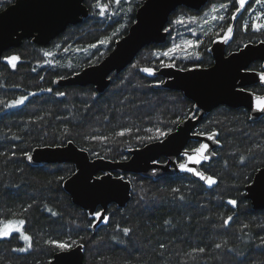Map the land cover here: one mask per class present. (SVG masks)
I'll return each instance as SVG.
<instances>
[{"label": "trees", "instance_id": "16d2710c", "mask_svg": "<svg viewBox=\"0 0 264 264\" xmlns=\"http://www.w3.org/2000/svg\"><path fill=\"white\" fill-rule=\"evenodd\" d=\"M142 2L121 0V5H116L113 0H101L110 5L108 15L101 17L99 10L93 7L96 0H85L87 17L78 24L67 26L47 46L23 40L20 46L3 52L0 100L8 102L29 92L37 95L16 108L5 109L0 104V153L5 154L0 155V219H25L27 234L33 237V246L27 252L11 251L27 247L15 234L11 240H0V264H46L55 252L60 251L46 243L49 239L66 243L75 241L73 246L83 245V264H264V251L259 240L264 236V227H261L264 226V209H253L244 197L245 187L255 172L264 166V115L253 121L243 108L219 106L210 111L195 132H219L216 156L202 167L207 174L216 177L218 183L209 187L186 175L158 179L124 175L131 183L130 199L122 208L115 204L107 207L104 214L109 218L107 223L94 220L87 211L74 205L63 189L64 180L75 170L73 164L32 166L26 162L24 150L31 152L53 141L60 143L65 128L70 131L68 138L73 144L86 151L91 159H128L130 150L156 141L145 139L155 137L156 129L167 131L171 128L173 131L178 124L171 122L177 116L186 119L194 112L193 103L182 92L162 87L161 76L141 71L145 67H151L155 72L160 69L163 58L158 54L171 42L185 38L202 42L193 48L192 55L175 59L176 68L188 69L208 67L213 63L209 48L223 37L221 28L226 29L229 23L233 25L234 33L225 43L227 53L247 43L264 40V34L251 28L244 31L242 27L245 22L251 25L255 15L263 9L254 0L251 8L239 13L235 21L231 19L232 0H208L199 11L180 6L168 18L166 28L170 32L165 43L150 44L141 49L129 66L110 75L109 85L103 92L98 93L92 85L54 87L55 79L98 63L127 32ZM8 4L9 0H0V9ZM221 4H228V9H219ZM213 5L219 9L216 16H224L225 20H212L200 28L202 16ZM128 8L132 11L128 12ZM191 16H196L198 22L172 23L179 17L187 21ZM121 24L125 27L109 44L83 51L89 44L111 36ZM77 48L81 51H76ZM45 52L53 55L45 56ZM196 52L200 53L199 58ZM12 55L21 58L15 70L4 60ZM46 60H51L52 64H46ZM259 66V62H254L249 68L257 70ZM47 88H52L53 92L40 91ZM249 90L264 93V88L259 85ZM56 92L66 95L59 97ZM37 117H43V120H37ZM123 128L131 131L112 139L113 134ZM100 135L108 136L109 140L91 139ZM196 146L197 141H189V148ZM61 176L63 181L58 179ZM173 188L181 191L174 193ZM180 195L185 197L183 201L178 198ZM230 199H236L239 206L229 205ZM28 205L32 207L26 213L22 212ZM48 209L58 215H51ZM229 215L234 219L224 228L223 219ZM90 222L92 227L88 226ZM245 224L249 227L243 228ZM124 227L132 229L129 236L120 231ZM223 241H227V249L232 250L230 253L227 249L214 248L215 243ZM161 242L167 246L162 256L158 247ZM198 247L206 248V253L195 259L185 255Z\"/></svg>", "mask_w": 264, "mask_h": 264}, {"label": "water", "instance_id": "95a60500", "mask_svg": "<svg viewBox=\"0 0 264 264\" xmlns=\"http://www.w3.org/2000/svg\"><path fill=\"white\" fill-rule=\"evenodd\" d=\"M85 0H14L0 11L5 22L0 24V59L4 51L20 46L23 40H31L40 46H47L61 34L67 26L80 23L88 15ZM208 0H143L135 11L134 21L127 32L117 39L113 48L96 64L88 65L80 71L55 79L54 87L92 85L101 93L109 85V77L129 66L136 55L144 47L164 44L167 33L164 32L170 14L183 6L199 11ZM150 3L148 13L144 7ZM144 17V23L140 20ZM248 45L247 48L244 46ZM236 51L227 53L226 44L215 40L209 52L213 63L208 67H192L181 71L176 67H161L155 75L162 77L161 86L170 90L180 91L193 105L195 118L189 115L182 124H178L171 133L161 140L129 151V157L122 161L103 158L91 159L86 151L75 144L64 147H36L30 153L33 160L29 165L70 163L74 172L63 182V189L69 194L72 203L91 215L98 209L105 214L110 204L122 208L130 199L131 183L124 175H139L143 178L158 179L163 176H190L200 181L191 173L179 170L178 164L184 162L182 152L188 142L195 139L209 145L210 152L218 147L214 140H208L207 134L197 136L194 130L204 117L219 106L243 108L250 114V119L258 120L260 114L252 108V93L247 87L264 86L259 80V71L249 69L253 62H261L264 66V44L247 43ZM243 53V55H241ZM231 54V55H230ZM247 64L248 71L242 67ZM236 90L241 86L245 92L231 95V86ZM210 87V90H209ZM257 95V94H254ZM264 95V94H263ZM227 101L219 104L217 101ZM160 158L164 161L160 162ZM180 158V160H179ZM215 156L201 166L209 164ZM179 160V161H178ZM155 161V163H154ZM202 171V170H201ZM110 173V175H108ZM97 177L103 178V184L94 194L88 193V185L101 184ZM203 182V181H200ZM245 198L255 210L264 209V166L259 168L245 187ZM83 264V251L80 245L73 246L69 252H55L46 264Z\"/></svg>", "mask_w": 264, "mask_h": 264}, {"label": "snow or ice", "instance_id": "6c2138e0", "mask_svg": "<svg viewBox=\"0 0 264 264\" xmlns=\"http://www.w3.org/2000/svg\"><path fill=\"white\" fill-rule=\"evenodd\" d=\"M113 2L116 5H121V0H113ZM251 2H252V0H232V6L234 8V11L232 12L231 19L233 21H235L238 19L239 13H241L243 11H248L251 8ZM254 2L257 5L264 6V0H254ZM9 3H11V0H9ZM109 6L110 5L108 3H101V0H96V3L93 5L94 8L99 10L98 14L101 17H106L108 15ZM150 8H151V5H150V3H148L144 7V12L148 13ZM219 9L227 10L228 4H221L219 6ZM219 9L215 5H213L211 11L215 13V12H218ZM0 10H2V9H0ZM127 11L131 12L132 9L128 8ZM207 16H209V13H207V12L204 13V17H207ZM211 19L223 21V20H225V17L213 15L211 17ZM4 22H5V18L0 17V24H3ZM197 22H198V18L196 16H191V17L187 18V21L185 20L184 17H179V18L175 19L172 23L184 25L185 23L192 24V23H197ZM204 22L207 23L208 21L205 19ZM140 23L141 24L144 23V17L141 18ZM124 27H125V25L121 24L119 26V28H117L112 33L111 36H104L102 39H99L97 43L89 44L87 46V48L83 49V51L87 52L89 49L97 48L98 45L109 44L111 42L112 38L114 36H116L117 33L120 32V30L123 29ZM242 27H243L244 31H248L249 28H251V30L254 32L264 34V11H260L255 15L254 19L252 20L251 25H249L247 22H245L242 25ZM221 31L224 33L223 37L221 38L222 42L228 43V41L232 39V36L234 33L233 25L231 23H229L227 25V28L224 29L222 27ZM164 32L168 33V32H170V29L164 28ZM201 43L202 42L199 40H197V41L182 40L180 43H173L170 47H167L166 50H164L158 54V57L167 58L170 61L169 63H164L162 61L161 66L162 67H169V68L176 67L175 59L177 58L178 53L184 52V53H186V55H192V53L188 52V49L190 47H193V48L199 47V45ZM260 43L264 44V40H261ZM57 47H59V45H57ZM244 47L247 48L248 45H245ZM65 51H68V49H65ZM76 51H81V49L77 48ZM44 55L45 56H52L53 53L45 52ZM195 55L197 58H199L200 53L196 52ZM241 55H243V53H241ZM4 60H5L7 66H10L11 69L15 70L17 68L18 63L20 62L21 58L18 55H12V56L4 57ZM45 63L51 65L52 61L46 60ZM56 63L59 64V61H57ZM89 63H91V61H89ZM69 66L71 67V65H69ZM242 67L245 69V71H248L247 64L242 65ZM180 70L181 71H188V69H186V68H181ZM33 71H35V69H33ZM141 71H143L144 73H147L148 75H155V70L151 67H145V68L141 69ZM64 78L65 77H59L58 79H64ZM40 79L43 80L44 77L41 76ZM259 80L261 83H264V71L259 73ZM53 82L56 83V82H58V80L53 81ZM160 83H164V81H160ZM209 90H210V87H209ZM245 90L246 89L244 86H241L238 90H236L235 85H232L231 86V95L238 96V95L244 93ZM40 91L41 92L47 91L48 93H52L53 89L52 88L40 89ZM36 95H37L36 92H29L26 95H21V96L15 98V99H12L8 102L0 100V104H2L5 109L16 108V107H19L21 105H24L25 102L29 100V97L36 96ZM55 95L59 96V97H63L66 95V93L56 92ZM95 95L96 94L93 93V96H95ZM217 103L223 104V103H227V101L221 100V101H217ZM192 107H193V109H198V105H193ZM252 108L254 109V111H256L260 114H264V95L252 94ZM191 118L192 119L195 118L194 113H193ZM105 119H107V117H105ZM37 120H43V117H37ZM183 122H184L183 117L177 116V118L175 120H173L171 123L182 124ZM130 131H131V129H129V128H123L120 131L115 132L113 134L112 139H115V137H123L126 134V132H130ZM149 131H152V130L149 129ZM171 131H172L171 128H169L167 131H163L161 129H156V132L158 134L155 137L148 136L145 139H147L149 141L161 140V138H166L171 133ZM61 135H62L63 139H61L60 143H55V141H53L52 144H48L46 146H48V147L55 146V147L59 148V147H64L65 145H71L73 143V140L68 138L71 134L67 128L64 129V131ZM194 135L201 136V135H205V133H194ZM218 136H219V132H211V133L207 134V139L208 140H214L216 143H219ZM15 138H17V137H14V139ZM91 139L98 140V141H108L109 137L100 135V136H92ZM0 155H5V154L0 153ZM11 155L14 157L16 155L15 151H13L11 153ZM23 155L27 158V160H29V161L33 160V156L31 155V153L29 151L24 150ZM182 156L185 159H184V162H181L178 164L179 170H181L183 172L191 173L193 176L198 177V179L200 181H203L209 187H212L218 183V179L216 177H214L213 175H209L205 171H201L199 167H196V165H202L205 162H209L214 156H216L215 152H210L208 144L199 143V145L197 147H194L191 149H185L182 152ZM123 159L126 160L127 157H124ZM240 160H241V162H243L244 157L241 156ZM154 163H155V161H154ZM73 175H75V173H73ZM108 175H110V173ZM58 179L60 181H63L64 177L61 176ZM96 179L99 180L101 182V184L88 185V193L87 194H89V195L94 194L96 189L101 187V185L103 184V178L102 177H97ZM180 191H181L180 188H173L172 189V192H174V193H179ZM178 198L181 201H183L185 199V197L183 195H180ZM141 199H143V197H141ZM227 203L229 205L233 206V208H236L239 206V202L236 199H230L227 201ZM31 207H32V205H28L27 208L22 209V212L26 213ZM48 211L53 216L58 215V213L52 212L51 209H48ZM91 216L93 217L94 220L103 221L105 223H107L108 219H109L101 211H94L91 213ZM233 219H234V217L232 215L227 216V218L223 219L222 227L227 228L230 225V223L233 221ZM25 226H26V220L25 219H15V220L14 219H7V218L6 219H0V240H11V239L15 238V236H14V234H15L16 236H19V238L22 239L27 244V247H20V248L11 249L12 252H27L32 248L33 237L31 235L27 234ZM88 226L92 227L93 225L90 222ZM248 227H249L248 224L243 225V228H248ZM261 227H264V226H261ZM120 231H122L124 236H129L130 233L132 232V229H130L128 227H124V228L120 229ZM259 240H260V244L262 246L261 250L264 251V236H260ZM46 243L49 244L50 246L56 247L58 250H60L62 252H69L71 250V248L73 247V245H75L76 242L72 241L71 243H66V242H60V241L49 239L46 241ZM80 246L82 247L83 245H80ZM158 247L160 250H162L160 252V255L162 256L163 250H165L167 246L161 242L158 245ZM214 248L218 249V250L227 249V241H223L222 243H215ZM206 251H207L206 248L198 247V248H194L191 253H186L185 255L191 256L193 259H195L197 255L205 254ZM231 251H232L231 249H227L228 253H230ZM66 259H68L70 261V264H71V258L68 257ZM241 264H243V262H241Z\"/></svg>", "mask_w": 264, "mask_h": 264}, {"label": "rangeland", "instance_id": "374dc122", "mask_svg": "<svg viewBox=\"0 0 264 264\" xmlns=\"http://www.w3.org/2000/svg\"><path fill=\"white\" fill-rule=\"evenodd\" d=\"M211 9H212V7H211L209 10L206 11L207 13H209V16H207V17H204V15L202 16L203 21L200 22V25H199L200 28H204V26H205V24H206V23L204 22L205 19H206L208 22H211V21H212L211 17H212L213 15H216V12H215V13L212 12ZM262 11H264V6H263ZM183 40H192V39H190V38H185V39H183ZM218 40H222V39L219 38ZM180 42H181V41H177V42L175 41V42H173V43H180ZM173 43L171 42V44L168 45V47H170ZM188 52L192 53V52H193V47H190V48L188 49ZM178 56H186V53H184V52H180V53H178ZM178 56H177V57H178ZM162 58H163V57H162ZM162 61H163L164 63H169V62H170L167 58H163Z\"/></svg>", "mask_w": 264, "mask_h": 264}, {"label": "flooded vegetation", "instance_id": "af4514ba", "mask_svg": "<svg viewBox=\"0 0 264 264\" xmlns=\"http://www.w3.org/2000/svg\"><path fill=\"white\" fill-rule=\"evenodd\" d=\"M256 62H258V61H256ZM253 63H254V62H253ZM253 63H252V64H253ZM259 64H260V66L258 67V69H257V70H252V71H259V72L264 71V66H263V64H262L261 62H259ZM250 65H251V64H250ZM249 69H250V68H249ZM250 70H251V69H250ZM257 85H259V84H257ZM253 86H256V85H253ZM259 86H261V85H259ZM250 87H252V86H250ZM250 87H247L246 89L249 90ZM261 87L264 88V86H261ZM249 91H251V90H249ZM251 92H252V91H251ZM252 93H254V92H252ZM254 94H256V93H254ZM263 94H264V93H262V94H257V95H263ZM193 113H195V112H193ZM193 113H192V114H193ZM190 115H191V114H190ZM249 116H250V114H249ZM184 120H185V119H184ZM194 133H197V132H195V130H194ZM209 133H211V132H209ZM205 134H207V133H205ZM191 140H195V139H191ZM195 141H197V140H195ZM188 143H189V142H188ZM199 143H200V142L197 141V146L199 145ZM197 146H196V147H197ZM186 149H191V148L188 147V144H187V146H186ZM214 151H215V150H214ZM160 160H161V158H160ZM160 160H159V161H160ZM179 160H180V158H179ZM179 160H178V161H179ZM160 162H163V161H160ZM203 166H205V165H203ZM203 166H201V170H202V167H203ZM202 171H203V170H202ZM253 176H254V175H253ZM252 179H253V178H252ZM250 183H251V182H250ZM250 183H249V184H250ZM244 197H245V195H244ZM245 199H246V198H245ZM248 201H249V200H248ZM249 203H250V201H249Z\"/></svg>", "mask_w": 264, "mask_h": 264}]
</instances>
